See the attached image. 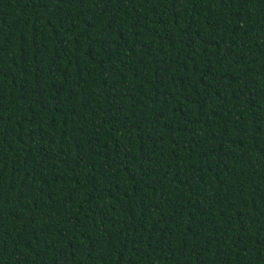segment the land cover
<instances>
[{
    "label": "trees",
    "instance_id": "obj_1",
    "mask_svg": "<svg viewBox=\"0 0 264 264\" xmlns=\"http://www.w3.org/2000/svg\"><path fill=\"white\" fill-rule=\"evenodd\" d=\"M0 264H264V0H0Z\"/></svg>",
    "mask_w": 264,
    "mask_h": 264
}]
</instances>
